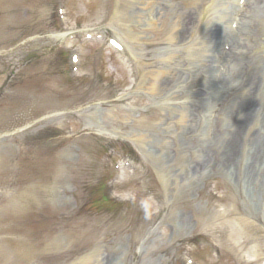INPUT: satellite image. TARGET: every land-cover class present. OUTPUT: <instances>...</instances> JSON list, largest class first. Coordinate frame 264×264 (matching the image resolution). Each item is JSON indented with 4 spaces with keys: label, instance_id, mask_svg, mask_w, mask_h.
<instances>
[{
    "label": "rangeland",
    "instance_id": "obj_1",
    "mask_svg": "<svg viewBox=\"0 0 264 264\" xmlns=\"http://www.w3.org/2000/svg\"><path fill=\"white\" fill-rule=\"evenodd\" d=\"M67 8V16L70 24L80 23L87 24L95 18V13L92 14V11L85 12L84 9L88 6L84 0H65ZM43 10H41L42 12ZM41 45V44H40ZM39 44H31L29 47H37ZM97 70L102 76L103 80L107 81L108 79L104 78V75H107L109 78L120 76L123 80H126V73L120 68H115L113 64L105 56L96 62ZM96 68V67H95ZM83 73L94 72V68H86L82 71ZM113 84V83H112Z\"/></svg>",
    "mask_w": 264,
    "mask_h": 264
},
{
    "label": "bare ground",
    "instance_id": "obj_2",
    "mask_svg": "<svg viewBox=\"0 0 264 264\" xmlns=\"http://www.w3.org/2000/svg\"><path fill=\"white\" fill-rule=\"evenodd\" d=\"M203 3H204V1H203ZM195 6V9H194V14L195 15H200L201 14V11L203 10V9H201L200 7H201V5H199V4H195L194 5ZM207 6H208V4H207ZM208 10V8H205L204 9V13L206 12ZM203 13V14H204ZM185 15H187V18L186 19H184V16ZM180 17H181V19H182V21H183V24H184V27H185V29H186V31H190V33H187L188 35H187V37L186 38H183V37H181L180 39L181 40H185L184 42L187 44V45H189V47H187L188 49H189V51H191L192 53H193V44H194V42L195 41H193V38H194V36H195V34L197 33V31L199 32V25L197 24V22L196 23H193V21L195 20V17L191 14V13H189L188 11H186V12H181L180 13ZM172 32V31H171ZM192 32V33H191ZM148 40H150V41H153V40H151V39H148ZM153 43H151V45H152ZM179 50V51H178ZM178 50H173L174 52H180V50L181 49H178ZM182 51V50H181ZM170 51H169V49H163L162 50V52L160 51V53L158 54V58H160V57H164V56H166V54L167 53H169ZM205 58H207V57H205Z\"/></svg>",
    "mask_w": 264,
    "mask_h": 264
}]
</instances>
